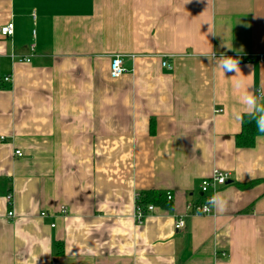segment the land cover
<instances>
[{
    "label": "crops",
    "instance_id": "0c3cea01",
    "mask_svg": "<svg viewBox=\"0 0 264 264\" xmlns=\"http://www.w3.org/2000/svg\"><path fill=\"white\" fill-rule=\"evenodd\" d=\"M8 22L0 264H264V137L237 144L232 85L264 104V0H0ZM116 54L128 71L111 78ZM214 169L223 209L188 210ZM149 190L172 201L137 224Z\"/></svg>",
    "mask_w": 264,
    "mask_h": 264
},
{
    "label": "built area",
    "instance_id": "2783aa9c",
    "mask_svg": "<svg viewBox=\"0 0 264 264\" xmlns=\"http://www.w3.org/2000/svg\"><path fill=\"white\" fill-rule=\"evenodd\" d=\"M13 33V24L11 22H8L7 24L3 25L0 28V34L3 37H9ZM252 58V57H249ZM247 58V59H249ZM256 58L259 62H264V53H260L256 55ZM25 61H29L28 58L25 59ZM162 65L165 67L170 68V65L167 63L166 60L162 62ZM128 70L124 66L123 58L120 54H116L111 58L110 66H109V75L111 78H117L121 76L122 74L126 73ZM5 81L9 80V77L4 78ZM15 154L18 156H21L22 153L19 150L15 151ZM230 173L227 171H222L220 169H214L211 174L203 178L200 183V190L202 191L204 195V201L203 202H197V203H190L188 204V210L197 213V214H210L212 213V209L210 211H205L204 206L207 202V200L216 193L218 187L226 184V182L229 180ZM6 199L8 202L12 200V196L10 193L6 195ZM166 199L168 201H172V195L170 192H166ZM154 210L153 204H145L142 205L139 203V194L136 195L135 198V208H134V220L137 224H141L145 218L146 215L152 213ZM61 213L63 215L67 214V210L65 207H62L60 209ZM9 216H14L13 211L8 212ZM42 216H45L46 213L42 212ZM181 222H183L181 224ZM53 226V225H52ZM185 226V220L183 218H179L175 222V228H183Z\"/></svg>",
    "mask_w": 264,
    "mask_h": 264
},
{
    "label": "clouds",
    "instance_id": "9594fccd",
    "mask_svg": "<svg viewBox=\"0 0 264 264\" xmlns=\"http://www.w3.org/2000/svg\"><path fill=\"white\" fill-rule=\"evenodd\" d=\"M212 60L218 65L223 74L235 73L232 76H242L239 68V60L231 56L221 54L219 58L215 53L212 55ZM233 88L239 93V103L242 108L234 111L235 119L243 121L244 115H247L250 120L256 124L257 131L264 134V104L259 103V97H257L252 91H250L251 85L245 84L243 79L237 78L232 81ZM224 201L220 193L213 194L206 202L204 209L210 211L212 208L223 209ZM183 222H181L182 224Z\"/></svg>",
    "mask_w": 264,
    "mask_h": 264
},
{
    "label": "trees",
    "instance_id": "16d2710c",
    "mask_svg": "<svg viewBox=\"0 0 264 264\" xmlns=\"http://www.w3.org/2000/svg\"><path fill=\"white\" fill-rule=\"evenodd\" d=\"M257 136L264 137L257 131L256 124L250 120L247 115H244L243 121H241V130L236 135V142L239 146L250 147L254 144ZM139 203L142 205L153 204L168 207L170 201L166 199V192L149 190L139 194Z\"/></svg>",
    "mask_w": 264,
    "mask_h": 264
},
{
    "label": "water",
    "instance_id": "95a60500",
    "mask_svg": "<svg viewBox=\"0 0 264 264\" xmlns=\"http://www.w3.org/2000/svg\"><path fill=\"white\" fill-rule=\"evenodd\" d=\"M228 182V181H227Z\"/></svg>",
    "mask_w": 264,
    "mask_h": 264
}]
</instances>
